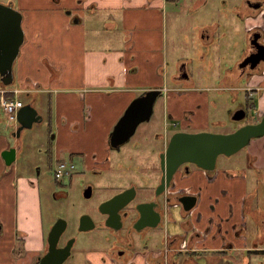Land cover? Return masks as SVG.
<instances>
[{"label": "crops", "instance_id": "obj_1", "mask_svg": "<svg viewBox=\"0 0 264 264\" xmlns=\"http://www.w3.org/2000/svg\"><path fill=\"white\" fill-rule=\"evenodd\" d=\"M6 4L21 13L24 34L12 70L13 89H25L16 97H32L33 103L48 94L57 127L55 160H63L59 159L63 152L69 158L78 154L88 169H108L111 153L117 154L109 146L114 126L135 98L153 88L165 90L170 122L189 127L185 113H190L187 100L192 94L181 93L188 80L176 73L173 87H166L161 76L158 45L167 0H6ZM212 34L208 33L210 38ZM210 38L201 41L208 45ZM223 81L236 92H251L257 101L256 116L263 114L264 73L255 74L248 84L232 78ZM176 91L182 96H174ZM15 132L13 137L19 138ZM8 147L15 148L16 157L17 146L10 147L0 135V264H32L45 238L38 192L30 181L15 178L12 164L5 165L1 153ZM217 164L210 181L194 166L188 176L182 177L181 170L175 174L176 188L199 193L188 222L208 235L192 241L191 252H170L169 264H250L253 255L264 253V136L251 140L231 165L220 167V157ZM172 220L167 224V244L176 250L186 235L179 206L172 209ZM17 241L20 251L15 250ZM163 241L165 237L160 247ZM149 251L125 263V257L113 260L109 249L92 253L88 262L146 264L147 258L159 262Z\"/></svg>", "mask_w": 264, "mask_h": 264}, {"label": "rangeland", "instance_id": "obj_2", "mask_svg": "<svg viewBox=\"0 0 264 264\" xmlns=\"http://www.w3.org/2000/svg\"><path fill=\"white\" fill-rule=\"evenodd\" d=\"M234 2L235 0H167L164 19L161 21L164 27L159 36L158 45L160 48L159 55L163 61L161 76L166 87H173L172 77L179 70L188 77V83L183 85L186 89L183 88L181 93L188 96L192 94L187 102L191 101L188 112L191 113V117H194V119H188L190 121L189 127L179 125L180 121H177L176 129L171 127V122L166 113V109H168L166 99L163 98L162 93L153 105L150 119L138 126L136 133L125 143L126 145L124 144L123 153L126 147L135 142L142 144L143 148L146 147L147 143H141L139 140V135L143 130L148 132L150 142L155 145L153 143L155 135L163 134L164 131L169 134L174 130L185 129V131L194 132L200 129L202 132L212 134H229L244 124L256 123L261 119V116H256L250 108L243 121L233 123L230 120L231 112L245 103L244 93L236 92L234 86H230V84L223 81L225 71L231 69L233 63L239 57L244 42V26L235 20L229 11L220 12V9L226 8V6L229 10ZM0 4H6V0H0ZM227 13L230 16L228 26L223 25ZM219 15L222 16V19L220 20V30L217 33H221L223 36L220 41V62H216L213 47L202 43L200 34L202 28L211 25L213 21H217ZM159 27L161 29V25ZM203 56L205 57L203 58ZM218 78H220V82ZM14 86V83H12L7 87L13 89ZM174 96L182 95L176 91ZM48 98V94H41L33 103L32 97L20 95L18 99L24 104L25 102L31 104L42 120L30 129H23L19 138H14L13 133L17 129L14 126L16 127V125H7L6 118L0 111V135L7 138L10 147L16 145L19 151L12 163L15 178L23 177L27 182L30 181V185H34V189L38 192L44 233L46 234L56 220L60 219L66 222L64 235L76 237L71 255L65 261V264H89V255H92V253L95 255L105 254L112 246V242L107 239L108 232L103 227L78 233L79 219L82 215L94 219L99 216V204L117 189H103V182H99L96 183L92 197L86 199L82 186L76 183L78 175L72 177V179L65 177L60 181L55 180V155H57L58 148L56 145L57 127L53 120H51V125H48L47 115L51 108V102ZM255 100L254 98L253 102L257 106ZM182 119L184 118L182 117ZM244 149L232 155L230 159L220 156V167L221 165L229 166L232 161L241 158L244 155ZM111 154V158L116 160L117 155L115 153ZM59 159L71 161L75 164L77 172L82 173L84 170L86 172L82 155L73 154L69 158V155L63 152L59 155ZM143 162V158L136 163H133V160L124 161L123 170L115 171L113 169L112 173L104 174V177L108 176L110 178L112 176L110 180L114 182L115 186L121 185L119 188H122L124 187V180L123 178L117 179V177L119 175L124 177V173L135 174L138 177L146 175V167ZM88 175L86 177H89ZM15 204L12 209V218L15 216ZM10 213L11 211L8 210L7 215ZM161 235L162 230L156 234H151L150 240L147 238L143 241L135 240V249H138L139 246V249H141L142 245H145L148 249H158L160 247L158 237H161ZM14 245L15 250L20 251L21 242L17 241ZM17 255H13L14 258ZM250 264H264V253L253 255Z\"/></svg>", "mask_w": 264, "mask_h": 264}, {"label": "flooded vegetation", "instance_id": "obj_3", "mask_svg": "<svg viewBox=\"0 0 264 264\" xmlns=\"http://www.w3.org/2000/svg\"><path fill=\"white\" fill-rule=\"evenodd\" d=\"M223 4H225V2H223ZM226 9H227V6L226 8H221L220 12L225 13L226 11H229L231 16L244 26V29H243L244 42H243V47L240 50L239 57L233 63V66L231 67V69H228L225 71L223 75V79L232 78V79L248 84L250 79L255 74L264 73V70H263L264 68V0H235V2L232 4L229 10L228 9L226 10ZM217 19H218L217 21L212 22L214 26L211 28V30L209 27L212 24L206 25L202 28V32L200 35L202 38L207 37L208 39V37L210 38L208 33L210 32L213 33L209 40V45L213 47V53L215 54L216 62H220V41L222 39L223 34L217 33V32L220 30V27H221L220 20L222 19V16L219 15ZM229 22H230V16H228V13H227L226 18L223 20V25L226 24L228 26L230 24ZM204 57L205 56H203V58ZM256 60H259L258 67L256 69H252V66L255 64ZM177 76L178 78H184V79L188 78L181 70L177 72ZM218 81L220 82V79H218ZM1 85H2V81L0 78V86ZM164 91L165 90H163V92ZM245 94H244L245 103L242 105H239L234 111L242 108L245 110L246 114H248V110L250 108L247 107V104H252L251 110H253V112L255 113V104L253 102V99H254L253 94L249 91ZM233 112H231V114ZM231 114H230V117H231ZM191 116H192L191 113H185V118L187 120ZM233 123H239V122H233ZM170 126L175 129L177 128L176 123H170ZM136 130L134 134L136 133ZM177 132L198 133L202 131L191 132V131H185L184 129V130H174L169 134L164 131L163 134L155 135L153 139V143H155L154 145L150 142V139H149L150 136L147 135L148 132L143 130V132L139 135V140L141 141V143L142 142L147 143L146 147L143 148L142 144L135 142V143H132L129 147H126V149L124 150L125 152L123 153V146L126 143L125 142L123 145L119 146L118 149L110 148L112 152H117L116 154L117 159L110 160L108 164V169H105V170H97L95 168L88 169L86 167L87 163L84 162L83 160L84 167H86L85 168L86 172L84 170V172L80 173L75 170V164H74V170L70 174V176H68V178L70 177L72 179V177L78 175L76 183L82 186L83 194L86 192V194L89 196V198L87 197L86 199H90L92 197L94 188L96 187V183H99V182H103V185H104L103 189H106V190L117 189L110 196L106 197V199L103 200L102 202L109 200L113 196L123 192L124 190L130 189L131 187H134L135 189L134 199L127 206H125L119 211L120 221L116 222V223H119V229L114 230L113 228L106 227L104 225L105 219L107 218V215L105 214H101L99 212V216H97L95 219L92 218L95 224L94 229L98 227L106 228L108 232L107 239L109 240V242L110 241L112 242L111 243L112 246H110V250H111V253H113V256H112L113 260H116V258L125 257L126 260L123 262L127 263L134 256L136 255L138 256V254H142V252L150 250L149 256L150 254H152V256H156L159 262L158 261L153 262V260L151 261L149 258H147V260L145 261L146 264H169L168 259H169L170 252H173V251H178V252L179 251H187V252L190 251L191 252V249L193 247L190 246V243L192 241L194 243L199 240L201 241L208 235L207 230H200V231L195 230L192 228V226H190L188 222L189 214L199 203V197H200L199 193H193L191 192L189 188H176V183H175L176 173L174 174V177L170 183V186L166 187L164 192L162 193L159 192L160 191L159 186H160L161 176H162L161 170H160V155L164 152L171 136ZM139 156L144 159L143 164L146 167V172H145L146 175H143L142 177H138V176H135V174L133 175L130 173L128 174L124 173V177H121L119 175L117 179L123 178L124 180V187L122 188H119V186L121 185L115 186L114 182L110 180L112 179V176L110 178L108 176L104 177V174L112 173L114 170L115 171L123 170L124 161L128 162V161L133 160V163L138 162L140 159H142ZM191 166H194L200 172L202 171L203 175L209 181L212 178H214L215 175L217 174L218 164L216 161L215 169L211 172H205L192 164H184L181 168H179V170L183 172L182 177L190 175ZM87 174H89L88 175L89 177H86ZM93 180L96 182L94 183ZM71 183H72V180H71ZM138 194H139V197L137 198ZM183 196H195L196 197L195 205L189 211L184 210L183 205L179 202V199L182 198ZM141 202L151 203L154 210L159 212L160 222L157 224L155 228L144 227V228H141L139 231H136V229H134L133 225L139 217L138 213L135 210V205ZM176 206L180 207V215L184 219V223L182 224V229H184V231L186 232V235L185 234L182 235V238H181L182 241L179 244V248L176 250H173L167 244V233L166 232H167V224L173 221L172 220V209ZM78 226H79V223H78ZM161 230H162V235L161 237H158V238L162 239L163 237H165V241H163V244L161 247H159L158 249H148V247H146L145 245H142L141 249H139L140 246L138 249H135V245H136L135 240L143 241L146 238L151 239L152 237L151 234H156L158 232H161ZM77 231H78V228H77ZM48 232L45 234L44 248L42 252L34 258L32 264H36L38 262V257L43 256L45 252L47 251L46 238H47ZM78 233L80 232L78 231ZM64 234H65V231L60 236L57 246L63 247L69 240L73 239V243H72V247H73V245L75 244L76 237H73V236L68 237V236H65ZM160 240H159V243H160ZM71 252H72V248H71ZM63 264H65V262ZM129 264H133V263L129 262Z\"/></svg>", "mask_w": 264, "mask_h": 264}, {"label": "water", "instance_id": "obj_4", "mask_svg": "<svg viewBox=\"0 0 264 264\" xmlns=\"http://www.w3.org/2000/svg\"><path fill=\"white\" fill-rule=\"evenodd\" d=\"M22 15L9 4H0V78L3 86L13 83V65L19 54V49L24 41L21 27ZM259 60L255 61L252 69L258 67ZM161 88H153L145 91L135 98L124 114L118 120L109 137V146L118 149L127 142L134 134L137 126L150 119L153 105L157 98L162 95ZM244 109H238L231 114L232 122H240L246 118ZM41 116L31 104H25L17 112V124L15 135L19 137L23 129H30L34 124L40 123ZM264 136V112L261 119L252 124H245L229 134H212L207 132L186 133L177 132L173 134L160 155L161 182L160 191L164 192L170 186L174 174L184 164H192L197 168L211 172L215 169L219 156L230 157L240 150L246 148L251 140ZM15 148L3 150L1 156L6 166H10L15 160ZM187 170V168H186ZM85 198L89 196L84 193ZM135 197V189L123 192L104 201L98 207L101 214L107 215L104 225L106 227L119 229V211L127 206ZM184 210H191L196 202L195 196H183L179 199ZM138 219L133 227L136 231L141 228H155L160 222V214L152 207L151 203H138L135 205ZM116 223V224H115ZM95 227L94 221L87 215L79 219V232H87ZM66 229L64 220H56L51 226L47 238V251L38 257L36 264H63L71 255L73 239L69 240L63 247H58L60 236Z\"/></svg>", "mask_w": 264, "mask_h": 264}, {"label": "built area", "instance_id": "obj_5", "mask_svg": "<svg viewBox=\"0 0 264 264\" xmlns=\"http://www.w3.org/2000/svg\"><path fill=\"white\" fill-rule=\"evenodd\" d=\"M25 92V89H0V111L6 118L7 125L17 124V112L23 106V102L17 99V94ZM6 95H11L6 98ZM74 170V164L71 161L56 160L54 168V178L60 181L70 176Z\"/></svg>", "mask_w": 264, "mask_h": 264}, {"label": "trees", "instance_id": "obj_6", "mask_svg": "<svg viewBox=\"0 0 264 264\" xmlns=\"http://www.w3.org/2000/svg\"><path fill=\"white\" fill-rule=\"evenodd\" d=\"M11 95H6V98L9 99ZM247 107L248 108H252V104H247ZM48 117V125H51V120H52V113H51V108H50V111H49V114L47 115ZM14 253H16V251H14Z\"/></svg>", "mask_w": 264, "mask_h": 264}]
</instances>
